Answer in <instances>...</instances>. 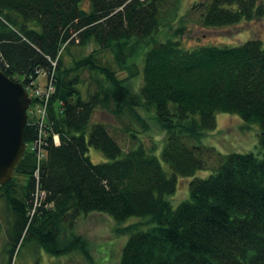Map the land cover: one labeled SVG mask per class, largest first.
Returning a JSON list of instances; mask_svg holds the SVG:
<instances>
[{"label":"trees","instance_id":"1","mask_svg":"<svg viewBox=\"0 0 264 264\" xmlns=\"http://www.w3.org/2000/svg\"><path fill=\"white\" fill-rule=\"evenodd\" d=\"M194 1L205 29L264 16L263 0ZM180 7L181 0H0V69L26 89L47 71L54 86L41 126L28 109L25 153L0 185L14 216L9 253L33 235L53 256L80 251L89 260L74 221L98 212L128 234L118 264H264V43L184 48L176 36L186 29L182 16L174 37L159 39ZM74 45L92 49L74 57ZM106 51L115 66L102 59ZM39 101L31 95L32 105ZM98 109L144 130L139 110L150 113L165 133L159 155L95 120ZM217 112L256 123L261 155L190 144L215 128ZM127 127L123 134L136 138ZM89 147L105 160L93 162ZM209 168L174 207L178 178ZM131 216L144 221L123 226Z\"/></svg>","mask_w":264,"mask_h":264},{"label":"rangeland","instance_id":"2","mask_svg":"<svg viewBox=\"0 0 264 264\" xmlns=\"http://www.w3.org/2000/svg\"><path fill=\"white\" fill-rule=\"evenodd\" d=\"M264 1V0H263ZM194 0H181V7L178 15L171 23V28L162 27L157 33L159 39H164L168 36L174 37V29L180 25V16L187 18L188 22L186 28L180 35V41L184 48H192L200 45H215L219 47L235 46L244 43L249 39L258 38L264 43V16L248 20L247 22H239L235 25L209 28L205 29L199 23V9L192 8ZM92 49L91 46L79 48L77 45L71 47V54L74 57L85 55ZM102 59L107 63L114 65L112 54L104 52ZM66 63L71 62V56L65 55ZM141 58H136V68L140 70ZM127 72H121V76H126ZM133 84L138 85L140 81L139 74L132 79ZM38 82L43 83L40 78ZM28 93L32 95L33 88L27 86ZM142 116L146 117L149 128L144 130L136 121L130 117L124 116L119 119L114 115L109 114L107 111L98 109L94 113V119L99 120L108 125L111 131L125 137L128 142L142 143L148 149L156 151L164 139V131L159 127L151 116L142 110H139ZM216 126L214 129L209 130L207 135L200 141H190V144L212 146L219 153L231 152H253L260 156V145L258 137L260 128L256 123L246 122L239 118L236 114L225 112L216 113ZM128 126V127H127ZM127 127L136 133V138L126 136L123 134L122 129ZM131 137L132 139H130ZM123 143L125 141L122 140ZM122 143V144H123ZM161 149V148H160ZM160 149L155 153L159 155ZM88 155L93 162L104 161L105 158L102 154L93 147H89ZM164 165V163H162ZM211 173V169H204L196 171V174L190 177H179L177 180V188L175 193L169 196L171 204L175 207L177 203L189 199V183L193 178H204ZM17 180L24 181L25 177L17 175ZM5 200L0 197V264H118L122 247L124 246L128 234H118L115 230L116 223L111 217L104 213L91 212L85 216H79L74 221V231L88 242L90 250V259L88 260L80 251H71L66 254L53 256L47 253L37 242L33 235H28L23 242L17 244L13 254L9 253L12 247L9 239V229L13 220V213L10 212ZM142 222V218L131 216L123 226L134 223ZM154 224L142 225V229L146 230Z\"/></svg>","mask_w":264,"mask_h":264},{"label":"water","instance_id":"3","mask_svg":"<svg viewBox=\"0 0 264 264\" xmlns=\"http://www.w3.org/2000/svg\"><path fill=\"white\" fill-rule=\"evenodd\" d=\"M30 102L24 84L11 79L0 69V185L13 178L25 153L23 130Z\"/></svg>","mask_w":264,"mask_h":264},{"label":"built area","instance_id":"4","mask_svg":"<svg viewBox=\"0 0 264 264\" xmlns=\"http://www.w3.org/2000/svg\"><path fill=\"white\" fill-rule=\"evenodd\" d=\"M40 78L43 80V83L38 82V79ZM29 84L33 88V97H36L40 100L38 103H33V105H31L29 108L32 114L37 116L36 118H38V124L41 126L46 114L45 106L54 91V86H52V74L41 70L34 79L29 81ZM56 136L57 135L54 136L55 141H57Z\"/></svg>","mask_w":264,"mask_h":264}]
</instances>
